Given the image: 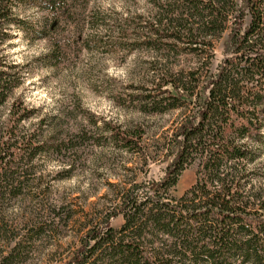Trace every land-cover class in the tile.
<instances>
[{
    "label": "trees",
    "instance_id": "obj_1",
    "mask_svg": "<svg viewBox=\"0 0 264 264\" xmlns=\"http://www.w3.org/2000/svg\"><path fill=\"white\" fill-rule=\"evenodd\" d=\"M145 1L152 14L132 22L145 32L131 46L151 50L155 58L146 87L120 105L150 117L177 112L164 162L176 153L161 181L146 191L142 185L119 189L114 207L81 226L80 247L66 264H264V184L256 171L264 154V0ZM64 2L0 0V45L14 5L51 14ZM56 28L51 17L30 33L44 40ZM227 30L230 55L213 73L214 43ZM57 52L54 46L45 55L46 66H54ZM19 69L0 61V107L17 87ZM31 116L19 100L10 104L0 127V181L36 156L68 154L87 141L85 127L58 134L38 125L37 136L22 135L21 124ZM102 129L113 150L143 157L139 126L104 123ZM196 163L194 185L172 196L182 173ZM66 166L70 173L73 166ZM118 216L123 224L115 230L110 221ZM43 233L40 228L35 236ZM18 246L0 264L18 258Z\"/></svg>",
    "mask_w": 264,
    "mask_h": 264
},
{
    "label": "rangeland",
    "instance_id": "obj_2",
    "mask_svg": "<svg viewBox=\"0 0 264 264\" xmlns=\"http://www.w3.org/2000/svg\"><path fill=\"white\" fill-rule=\"evenodd\" d=\"M55 7L51 14H44L24 5L13 6L10 26L4 28L7 37L0 45V61L20 69L15 71L17 87L0 107V127L10 104L19 100L32 112L21 124L22 135L37 136L38 125L58 134L85 127L87 141L68 154L51 151L36 156L22 168L11 169L13 174L7 179L2 177L0 259L20 246L14 253L20 256L7 264H66L80 247L81 226L97 217L98 211L114 207L119 189L142 185L146 191L150 183L161 181L176 153L173 150L164 162V143L177 112L150 117L120 105L121 99L141 93L134 89L146 87L148 65L155 58L151 50L131 46L145 32L132 22L137 23L138 16L143 22L152 14L146 1L65 0ZM51 17H56L57 28L37 40L30 31ZM248 24L246 16L244 27ZM229 33L214 43L213 73L230 55ZM54 46L57 57L49 67L44 57ZM104 123L132 130L139 126L143 157L138 160L108 146ZM67 163L73 166L70 173L65 172ZM256 167L257 181L264 184V154ZM197 169L196 163L182 173L172 196L179 198L194 185ZM122 224V216L110 221L115 230ZM40 228L47 233L37 238L35 231Z\"/></svg>",
    "mask_w": 264,
    "mask_h": 264
}]
</instances>
